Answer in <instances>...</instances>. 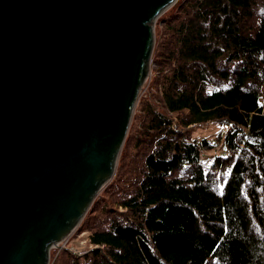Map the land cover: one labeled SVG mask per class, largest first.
<instances>
[{"label": "trees", "instance_id": "1", "mask_svg": "<svg viewBox=\"0 0 264 264\" xmlns=\"http://www.w3.org/2000/svg\"><path fill=\"white\" fill-rule=\"evenodd\" d=\"M155 34L115 177L78 227L89 251L52 264H264V0H179ZM206 124L227 129L194 138Z\"/></svg>", "mask_w": 264, "mask_h": 264}, {"label": "water", "instance_id": "2", "mask_svg": "<svg viewBox=\"0 0 264 264\" xmlns=\"http://www.w3.org/2000/svg\"><path fill=\"white\" fill-rule=\"evenodd\" d=\"M179 0H0V264H50L115 177Z\"/></svg>", "mask_w": 264, "mask_h": 264}, {"label": "rangeland", "instance_id": "3", "mask_svg": "<svg viewBox=\"0 0 264 264\" xmlns=\"http://www.w3.org/2000/svg\"><path fill=\"white\" fill-rule=\"evenodd\" d=\"M152 66H153V64H152ZM151 75H152V69H151ZM151 75H150L149 79L151 78ZM149 79L146 81V83L143 86V89H142L141 94H140L141 98H143L146 95V93H147V88H148V84L147 83H148ZM140 97H139V99H140ZM192 129H193V137L198 139V140H201V139H204V138H206V139H214L220 133L224 134L226 132L227 128L224 127V126H219V125L206 124V125H203V126L193 127ZM222 153H223V150L220 148V146L215 148L212 151L205 152L203 154V160H204L203 163L205 165L208 164L216 155H219V154H222ZM87 238H88V234L86 232H78V228H77V230L72 235H70L64 242H62L60 244V246L64 247L63 249H67V250L69 249L68 250L69 252H71L73 254L75 253L76 255L80 256V255L85 254L87 251H89L90 245H89L88 242H86ZM56 248H58V247H56ZM73 248H75V249L79 248V250H73ZM52 250L54 251L55 249L53 248ZM54 254H55V252H53V255ZM57 255L58 254H56V256ZM51 264H52V251H51Z\"/></svg>", "mask_w": 264, "mask_h": 264}, {"label": "built area", "instance_id": "4", "mask_svg": "<svg viewBox=\"0 0 264 264\" xmlns=\"http://www.w3.org/2000/svg\"><path fill=\"white\" fill-rule=\"evenodd\" d=\"M76 230H77V229H76ZM76 230H75V231H76ZM75 231H74V232H75ZM74 232H73V233H74ZM73 233H72V234H73ZM72 234H71V235H72ZM69 236H70V235H69ZM69 236H68V237H69ZM68 237H67V238H68ZM67 238H66V239H67ZM66 239H64L62 242H64ZM62 242H60L58 245H55L53 248H54V249H57L58 251H61V250L64 248V247H61V246H60V244H61ZM86 242H87V239H86ZM67 243H68V242H67ZM56 247H58V248H56ZM53 248H52V249H53ZM83 248H84V247H83ZM73 250H79V248H78V249H77V248H76V249L73 248ZM73 252H74V251H73ZM80 254H81V253H80Z\"/></svg>", "mask_w": 264, "mask_h": 264}, {"label": "clouds", "instance_id": "5", "mask_svg": "<svg viewBox=\"0 0 264 264\" xmlns=\"http://www.w3.org/2000/svg\"><path fill=\"white\" fill-rule=\"evenodd\" d=\"M87 242H88V239H87ZM51 251H52V249H51ZM50 264H51V260H50Z\"/></svg>", "mask_w": 264, "mask_h": 264}]
</instances>
